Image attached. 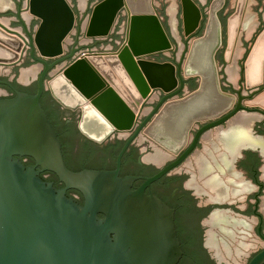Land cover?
Segmentation results:
<instances>
[{
    "label": "water",
    "instance_id": "1",
    "mask_svg": "<svg viewBox=\"0 0 264 264\" xmlns=\"http://www.w3.org/2000/svg\"><path fill=\"white\" fill-rule=\"evenodd\" d=\"M226 1L0 0V30L22 42L18 56L0 61V68L20 63L28 48L34 64L23 75H36L34 93L15 90L0 98V264L177 263L182 249L174 210L145 188L183 161L204 128L244 108L242 96L236 99L222 88L216 52L224 42L226 61L235 48V61L241 56L239 34L243 22L254 23L255 3L229 0L225 7ZM74 4L85 14L77 15ZM7 14L20 26H10ZM29 19L36 21L30 29ZM254 29H245L246 40ZM114 34L112 45L76 50L65 43L72 35L101 40ZM173 36L178 44L183 38L178 59H170ZM97 50L106 51L74 59L81 51ZM244 57L245 83L252 87L262 80L264 25ZM227 71L235 81L230 65ZM192 79L195 86L189 88ZM44 90L75 113L77 130L89 140L125 138L114 168H67L58 134L40 102ZM246 104L264 109V91ZM207 119L210 124L197 130L186 147L192 125ZM240 119L245 116L234 121ZM136 138L177 158L132 188L139 176H120L119 170ZM26 157L33 163L25 164ZM42 171L53 172L63 187L43 180ZM68 188L80 192L82 203L66 195ZM222 192L219 188L212 195ZM258 245L262 248L246 264H264V242L245 252ZM217 249L227 257L224 246ZM243 258L237 264H244Z\"/></svg>",
    "mask_w": 264,
    "mask_h": 264
},
{
    "label": "flooded vegetation",
    "instance_id": "2",
    "mask_svg": "<svg viewBox=\"0 0 264 264\" xmlns=\"http://www.w3.org/2000/svg\"><path fill=\"white\" fill-rule=\"evenodd\" d=\"M19 1L15 0V3ZM197 1L199 2V0ZM207 1L205 0V2ZM228 1H226L225 7ZM248 2L255 3L252 6L250 17L254 23L243 22L238 38L244 49L243 53L235 61V48L230 59L226 61L224 59V42L216 52L220 84L224 90L232 92L236 99L239 95L242 96L240 102L244 108L238 109L222 122L204 128L199 134L196 144L183 161L145 188L147 194L157 196L174 210L175 230L182 249V254L176 264H179L181 260V264H203V258L197 251L199 239L200 246L204 248L212 264L240 263L241 259L239 258H243L242 255L246 254L245 250H248L250 246L264 242V109L258 105L246 104L247 100L264 91V67L261 82L252 87L246 86L244 69L241 68L249 45L264 25L262 10L264 0H248ZM73 6L77 15L85 14V12L79 13L77 4ZM254 11L257 17L255 20L253 19L255 18ZM223 13L224 9L220 12L222 19L225 16ZM5 17L8 18L10 26H20L15 16L7 14ZM35 22L34 19H29L26 22L27 28L30 29ZM248 26H255V29L251 33L250 39L246 40L244 32ZM116 29L117 25L114 30L116 31ZM115 42L114 34L101 40L87 39L81 36L76 38L75 35H72L65 43L69 48L73 46L77 50L84 45L104 46L106 43L112 45ZM174 43L170 59H178L183 51V38H180V46L175 38ZM159 58L164 59V54H161ZM234 61L236 66L233 65ZM31 64L34 62L31 61L29 49L26 48L20 63L8 68H0V98L13 96L15 90L27 93L36 91V75H23V72ZM228 65L231 67L232 74H237L235 81L229 77ZM194 80L188 81L189 88L195 86ZM40 102L47 107L50 113H54V108L58 107L59 119L63 122L57 123L56 126L64 134L65 141L72 146L68 151V159L71 162L76 161L79 147L89 139L78 130L76 137H72L68 133L67 124L73 123L76 128L75 113L60 107L47 90L42 92ZM237 116H245V119L234 121ZM211 121L207 119L192 125L186 147L191 144L197 130L208 123L210 124ZM115 139L125 140V138L115 136L102 143L89 141L105 145ZM132 147H136L135 151L132 150ZM126 151L128 154L121 160L119 174L120 176H139L133 182L132 188L138 186L143 177L154 174L177 158L174 155L160 154L159 150L153 148L148 140L139 138L134 139ZM24 163L32 164L33 160L26 157ZM114 166L107 169H112ZM39 175L43 180L52 182L56 188L63 187V183L53 172L42 171ZM219 188H222L223 195L217 198L213 197L212 192ZM65 193L82 203V195L78 190L68 188ZM226 209L233 212L231 213L233 215L225 212ZM205 211L206 213H204ZM221 245L225 247L229 259L221 255L217 249L221 248ZM184 247L191 253L190 258H185ZM261 248L262 245H258L255 250L247 253L243 258V260L245 259L244 264Z\"/></svg>",
    "mask_w": 264,
    "mask_h": 264
},
{
    "label": "trees",
    "instance_id": "3",
    "mask_svg": "<svg viewBox=\"0 0 264 264\" xmlns=\"http://www.w3.org/2000/svg\"><path fill=\"white\" fill-rule=\"evenodd\" d=\"M73 1L74 0H72V2ZM192 84L194 85V83H192ZM41 105L44 108V110L46 111L53 127L55 128V130L58 134V137H59L60 142H61L63 159H64V162H65V165L67 166V168H69L70 170H73V171H78V170H81L84 168H87V169H107V168H111L114 166L115 157H116V154L118 153L119 149L121 148V146L124 142L123 139H115L113 142H107L105 145H98V144L91 142L89 140H85L81 144V146L79 147V153L77 154L76 161L71 162L68 159V151H69V148H71L72 146H71V144H68L65 141V139L63 137L64 134L56 126L57 123L63 122L62 120L59 119L58 107L54 108V110H55L54 113H50L49 110L47 109V107L42 102H41ZM66 127L69 131L68 133H70V135L72 137L78 136V131L75 128L73 123L67 124ZM135 149H136V147H132L133 151H135ZM127 154H128L127 151H125L123 156H122V159ZM204 213H206V211ZM99 215L102 216V214H99ZM183 250L185 253L184 254L185 258L186 257L190 258L191 253L187 250V248L184 247ZM197 251H199L198 253L203 258V264H212L211 263L212 261L208 259L204 248H202L200 246V239L197 242ZM181 261H179L180 262L179 264L182 263Z\"/></svg>",
    "mask_w": 264,
    "mask_h": 264
},
{
    "label": "bare ground",
    "instance_id": "4",
    "mask_svg": "<svg viewBox=\"0 0 264 264\" xmlns=\"http://www.w3.org/2000/svg\"><path fill=\"white\" fill-rule=\"evenodd\" d=\"M21 41L0 30V61L11 62L19 53Z\"/></svg>",
    "mask_w": 264,
    "mask_h": 264
},
{
    "label": "built area",
    "instance_id": "5",
    "mask_svg": "<svg viewBox=\"0 0 264 264\" xmlns=\"http://www.w3.org/2000/svg\"><path fill=\"white\" fill-rule=\"evenodd\" d=\"M106 50H97V51H81L77 56L74 57L75 58H81V57H87L90 54L93 53H100V52H105Z\"/></svg>",
    "mask_w": 264,
    "mask_h": 264
}]
</instances>
